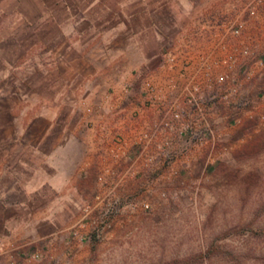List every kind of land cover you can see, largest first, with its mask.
Returning <instances> with one entry per match:
<instances>
[{
	"label": "rangeland",
	"instance_id": "obj_1",
	"mask_svg": "<svg viewBox=\"0 0 264 264\" xmlns=\"http://www.w3.org/2000/svg\"><path fill=\"white\" fill-rule=\"evenodd\" d=\"M245 1L214 2L203 17L232 18ZM96 5L101 4L0 0V158H10L14 119L25 126L22 144H30L41 134L42 121L26 124L45 110L53 115L55 134L63 130L89 147L81 117L96 98L86 99L90 78L80 62L89 53L88 13ZM255 23L264 37V3ZM224 133L221 157L210 158L206 171V158L179 163L177 174L162 180L164 193L133 196L148 200L150 210L120 211L101 240L72 243L69 228L92 197L86 158L80 209L55 211L59 221L44 237L48 247L40 249L41 258H27L25 264H264V129ZM19 245L28 246L25 240Z\"/></svg>",
	"mask_w": 264,
	"mask_h": 264
},
{
	"label": "built area",
	"instance_id": "obj_2",
	"mask_svg": "<svg viewBox=\"0 0 264 264\" xmlns=\"http://www.w3.org/2000/svg\"><path fill=\"white\" fill-rule=\"evenodd\" d=\"M263 3L246 0L232 18L179 29L158 62L84 108L92 197L69 228L72 243L101 240L120 211L150 210L148 200L133 196L164 193L162 180L175 176L179 163L206 158V171L210 158L221 157L225 131L264 129V37L255 23ZM16 252L0 237V259L25 264ZM42 255L35 250L28 258Z\"/></svg>",
	"mask_w": 264,
	"mask_h": 264
},
{
	"label": "crops",
	"instance_id": "obj_3",
	"mask_svg": "<svg viewBox=\"0 0 264 264\" xmlns=\"http://www.w3.org/2000/svg\"><path fill=\"white\" fill-rule=\"evenodd\" d=\"M218 1L96 0L101 5L88 13L95 19L89 17L91 39L85 44L89 53L80 62L81 67L86 64L84 77L90 78L86 99L97 98L109 88L117 90L133 70L154 65L167 39L179 29L198 28L207 8ZM201 41L197 39V43ZM79 88L81 93L82 84ZM39 115L33 124H26L27 128L42 121L41 134L30 144H22L25 126L14 119L7 147L10 158H0V237L17 246L18 261L48 247L44 237L59 221L55 211L67 214L70 208L80 209L81 166L86 158L91 160L89 148L82 142L63 130L54 133L50 110ZM66 136L69 139L64 140ZM24 240L28 246L21 249ZM0 264L9 263L1 258Z\"/></svg>",
	"mask_w": 264,
	"mask_h": 264
}]
</instances>
